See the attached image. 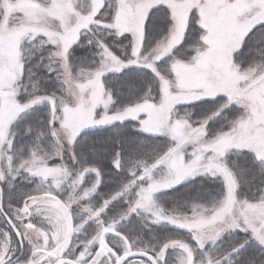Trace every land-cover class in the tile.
<instances>
[{
	"label": "snow or ice",
	"instance_id": "obj_1",
	"mask_svg": "<svg viewBox=\"0 0 264 264\" xmlns=\"http://www.w3.org/2000/svg\"><path fill=\"white\" fill-rule=\"evenodd\" d=\"M0 264H264V0H0Z\"/></svg>",
	"mask_w": 264,
	"mask_h": 264
},
{
	"label": "trees",
	"instance_id": "obj_2",
	"mask_svg": "<svg viewBox=\"0 0 264 264\" xmlns=\"http://www.w3.org/2000/svg\"><path fill=\"white\" fill-rule=\"evenodd\" d=\"M31 185H29V186H27V188L25 189V190H31ZM173 199H175V196H171V197H169V200L171 201V200H173Z\"/></svg>",
	"mask_w": 264,
	"mask_h": 264
}]
</instances>
